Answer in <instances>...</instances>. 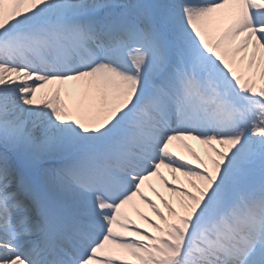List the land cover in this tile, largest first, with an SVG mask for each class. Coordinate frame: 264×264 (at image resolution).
I'll return each instance as SVG.
<instances>
[{
  "label": "snow or ice",
  "instance_id": "obj_1",
  "mask_svg": "<svg viewBox=\"0 0 264 264\" xmlns=\"http://www.w3.org/2000/svg\"><path fill=\"white\" fill-rule=\"evenodd\" d=\"M0 264H264V0H0Z\"/></svg>",
  "mask_w": 264,
  "mask_h": 264
},
{
  "label": "bare ground",
  "instance_id": "obj_2",
  "mask_svg": "<svg viewBox=\"0 0 264 264\" xmlns=\"http://www.w3.org/2000/svg\"><path fill=\"white\" fill-rule=\"evenodd\" d=\"M193 144V147L194 148H198L199 144L196 143V142H191ZM165 175H169L167 173V171H165ZM169 179H171V176L169 175ZM153 185L157 188V190L161 191V192H164L165 195H167L166 191L164 190L163 186L159 184L158 181H156L155 179H153L152 181ZM145 191H147L148 195L152 196L153 199H157L153 193L151 192L150 189H148L147 187V182H146V185H145ZM157 203H159V201L157 200ZM137 210L138 211H141V212H145L149 215H151V212L149 209H147L144 205L142 204H137L136 208L133 209V208H130L129 209V215L132 217V219L136 220L138 223H142V221H140V218H139V215L137 214Z\"/></svg>",
  "mask_w": 264,
  "mask_h": 264
},
{
  "label": "rangeland",
  "instance_id": "obj_3",
  "mask_svg": "<svg viewBox=\"0 0 264 264\" xmlns=\"http://www.w3.org/2000/svg\"><path fill=\"white\" fill-rule=\"evenodd\" d=\"M197 151H200L203 154L202 146L199 145Z\"/></svg>",
  "mask_w": 264,
  "mask_h": 264
}]
</instances>
